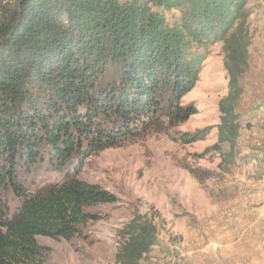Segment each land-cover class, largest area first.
<instances>
[{"label":"trees","instance_id":"16d2710c","mask_svg":"<svg viewBox=\"0 0 264 264\" xmlns=\"http://www.w3.org/2000/svg\"><path fill=\"white\" fill-rule=\"evenodd\" d=\"M247 3L0 0V264H42L46 248L37 237L69 243L99 220L87 210L115 197L79 178L83 163L163 121L194 115L180 101L194 87L201 50L216 42L227 76L216 147H235L239 78L248 69ZM173 11L178 19L166 16ZM45 159L72 171L30 193L19 174ZM7 190L20 199L13 213L2 200ZM117 238L115 264H139L157 229L135 215Z\"/></svg>","mask_w":264,"mask_h":264},{"label":"rangeland","instance_id":"374dc122","mask_svg":"<svg viewBox=\"0 0 264 264\" xmlns=\"http://www.w3.org/2000/svg\"><path fill=\"white\" fill-rule=\"evenodd\" d=\"M124 1V0H120ZM248 69L235 108L234 148L217 144L218 102L227 93L222 43L201 50L193 89L180 101L195 110L186 122L155 129L88 157L79 178L113 194L115 202L89 208V222L71 242L37 237L42 264H115L117 232L135 215L157 229L139 264H264V0H248ZM168 18L177 12H170ZM171 22V21H170ZM193 139L185 143V139ZM67 169L48 159L20 175L30 193L60 183ZM9 213L20 199L2 192Z\"/></svg>","mask_w":264,"mask_h":264}]
</instances>
